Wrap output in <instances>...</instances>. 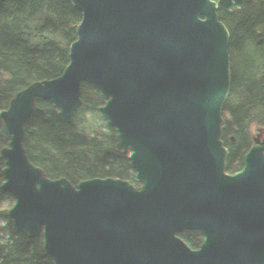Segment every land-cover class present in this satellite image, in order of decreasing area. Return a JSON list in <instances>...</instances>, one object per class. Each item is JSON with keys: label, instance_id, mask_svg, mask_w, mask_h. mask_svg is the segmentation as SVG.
I'll use <instances>...</instances> for the list:
<instances>
[{"label": "rangeland", "instance_id": "1", "mask_svg": "<svg viewBox=\"0 0 264 264\" xmlns=\"http://www.w3.org/2000/svg\"><path fill=\"white\" fill-rule=\"evenodd\" d=\"M118 1L128 54L105 61L109 101L100 126L89 129L72 104L33 102L60 154L44 169L48 185L31 183L57 251L69 264H250L247 249L264 246V165L231 161L196 194L191 183L170 189L160 162L171 116L160 93L171 82L196 90L210 82L207 50L225 34L222 0ZM244 66L259 91V70ZM63 184L66 196L57 189ZM83 228L93 233L90 247L75 234ZM0 264H24L1 216Z\"/></svg>", "mask_w": 264, "mask_h": 264}, {"label": "trees", "instance_id": "2", "mask_svg": "<svg viewBox=\"0 0 264 264\" xmlns=\"http://www.w3.org/2000/svg\"><path fill=\"white\" fill-rule=\"evenodd\" d=\"M222 4L225 34L206 58L209 81L222 90L206 105H169L164 123L168 152L160 162L172 190L191 183L203 194L234 160L264 165V64L246 39L240 1ZM121 6L118 0H0V216L24 264H69L31 192L33 181L48 185L44 169L60 158L33 102L72 104L89 129L100 126L109 101L101 85L105 61L128 54ZM247 62L260 72L259 91L241 72ZM57 189L66 196L70 187ZM171 226L178 236L180 228ZM75 234L85 247L94 244L89 230ZM246 252L250 264H264V246Z\"/></svg>", "mask_w": 264, "mask_h": 264}, {"label": "water", "instance_id": "3", "mask_svg": "<svg viewBox=\"0 0 264 264\" xmlns=\"http://www.w3.org/2000/svg\"><path fill=\"white\" fill-rule=\"evenodd\" d=\"M244 13L246 39L257 58L264 64V0H239ZM222 88L218 81H210L201 89L169 86L160 98L170 106L205 105L215 99Z\"/></svg>", "mask_w": 264, "mask_h": 264}, {"label": "bare ground", "instance_id": "4", "mask_svg": "<svg viewBox=\"0 0 264 264\" xmlns=\"http://www.w3.org/2000/svg\"><path fill=\"white\" fill-rule=\"evenodd\" d=\"M242 11H243V10H242ZM211 101H212V100H211ZM211 101H210V102H211ZM208 103H209V102H208ZM206 104H207V103H206ZM206 104H205V105H206ZM194 105H195V104H194Z\"/></svg>", "mask_w": 264, "mask_h": 264}]
</instances>
